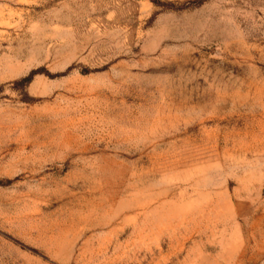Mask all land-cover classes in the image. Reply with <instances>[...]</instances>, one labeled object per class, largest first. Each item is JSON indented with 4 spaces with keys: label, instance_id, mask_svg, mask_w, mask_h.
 <instances>
[{
    "label": "rangeland",
    "instance_id": "1",
    "mask_svg": "<svg viewBox=\"0 0 264 264\" xmlns=\"http://www.w3.org/2000/svg\"><path fill=\"white\" fill-rule=\"evenodd\" d=\"M0 264H264V0H0Z\"/></svg>",
    "mask_w": 264,
    "mask_h": 264
}]
</instances>
